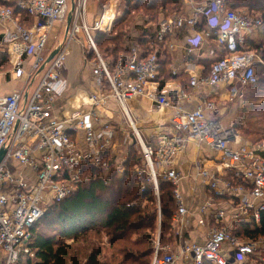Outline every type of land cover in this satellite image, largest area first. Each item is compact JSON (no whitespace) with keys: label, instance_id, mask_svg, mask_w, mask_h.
<instances>
[{"label":"built area","instance_id":"1","mask_svg":"<svg viewBox=\"0 0 264 264\" xmlns=\"http://www.w3.org/2000/svg\"><path fill=\"white\" fill-rule=\"evenodd\" d=\"M151 1L109 0L89 23L90 0H0L11 5L0 6V62L6 55L12 66L8 73L22 82L21 89L0 96V156L4 153L0 159V264L35 259L33 227L54 205L89 183L94 169L106 181L112 173L119 178L125 175L126 169L113 161L121 148L115 142L121 127L105 117L112 103L141 149L145 168L134 173L152 183L159 219V184L174 188V242L161 246L159 233L151 264H264V237L249 240L234 235L238 225L261 227L264 141L247 142L237 129L227 126L220 105L213 100L204 99L189 109L192 93L167 81L162 68L165 56L176 52L184 40L188 58L213 61L206 75L199 73L197 62H187L184 69L192 89H223L227 102L242 103L246 91L258 84L255 65H264L248 47L264 31L263 20L248 12L246 0H180L184 6L180 14L131 39L114 61L103 58L97 40L112 31L120 15L118 7ZM70 2L71 9L74 4L71 24L55 49L57 54L47 62L55 52L47 51L49 37L56 24L67 22ZM14 9L30 18L32 29L20 24ZM80 37L86 43L84 62L98 81L97 89L79 93L86 110L59 119L54 115V86L64 76L73 46L81 45ZM205 46L209 51L203 53ZM170 73L176 78L179 70L171 64ZM135 99L153 103L176 134L160 136L154 147L145 144L128 107ZM190 145L199 155L184 175L176 166ZM186 180L191 182L192 196L198 192L199 181L205 187V201L193 214L204 228V244L185 236L190 209L181 184Z\"/></svg>","mask_w":264,"mask_h":264},{"label":"trees","instance_id":"2","mask_svg":"<svg viewBox=\"0 0 264 264\" xmlns=\"http://www.w3.org/2000/svg\"><path fill=\"white\" fill-rule=\"evenodd\" d=\"M146 4L153 13L161 7L166 15L173 13V9L170 11L171 6L175 5L176 12L182 7L180 0H153ZM0 6L11 8L6 2H0ZM130 6L136 5L128 2L126 7ZM244 6L249 13L258 15L264 23V0H246ZM157 15L158 12L155 11L154 16ZM14 16L19 18L23 27L33 28L34 24L26 14L14 9ZM125 21L126 17L114 23L113 34L115 28L116 36L101 34L97 40L98 47L108 53L112 47L113 61L120 51L127 50L124 39L127 28ZM248 47L264 62V31L250 41ZM170 64V55H167L162 60L166 80L173 79L168 73ZM211 64L212 62L206 64L208 71ZM8 65V59L3 55L0 72ZM255 68L259 84L258 71L264 75V65L257 63ZM174 80L182 83L186 92H191L189 76ZM262 85L264 86V77ZM242 132L262 140L264 124L251 125L250 129ZM133 155L129 154L130 158L125 162L126 173L123 177H116L112 173L106 181L105 176L94 169L93 179L89 183L81 185L73 195L54 205L33 227L35 259H29L24 264H151L159 233L161 246L172 244L173 216L177 211L174 188L162 181L159 184V219L158 199L152 183L131 173V167L137 165L131 163L135 162ZM140 156L143 161L141 152ZM138 200L140 204L137 203ZM142 203L146 205L143 207ZM234 235L249 240L263 238L264 216L261 227L252 223L238 225Z\"/></svg>","mask_w":264,"mask_h":264},{"label":"crops","instance_id":"3","mask_svg":"<svg viewBox=\"0 0 264 264\" xmlns=\"http://www.w3.org/2000/svg\"><path fill=\"white\" fill-rule=\"evenodd\" d=\"M97 2L98 0H90L89 17H88L89 23H91L94 20V15H93L94 12L92 13L91 7L92 5L94 6L95 3ZM65 28H66V32H65V36H66L67 28H68L67 22L66 24L63 25L56 24L54 26L52 33L49 37V41L47 43V51H55V49L63 41L64 38L62 35L64 33ZM80 40H81V45L73 46L71 55L67 60L68 61L66 64L67 71L65 73V76H63L62 80L54 86L57 95V99L54 107V115L59 119H67L78 115L81 111L86 110V106H84L83 103L80 101V98L78 96L79 93H84L85 91H87L86 89H88V92H92L93 89L94 90L97 89V85H98L97 79L92 75V72L90 70L88 71L84 66L86 64L84 62V50L86 47V43L83 37H80ZM134 40H136V38H134ZM183 46H184V40H182V42H179L178 50L170 55L171 64H173L179 70V74L176 78L182 76H189L184 69L187 62H192V63L197 62L198 66L201 69V72L199 73L206 75V71H208L206 64L213 61L211 59L197 61L193 57L188 58L187 55H184ZM208 51H209V47L205 46L202 52L206 53ZM74 57H77L76 60L73 59ZM78 57L79 59H81V61H78ZM73 60L75 61V63L76 61L78 63L75 65ZM28 61H31V59H28ZM168 73H170V67L168 69ZM4 80L5 77L1 76L0 96L10 94V93L4 94L3 90H5V86H6ZM13 80H14L13 82L18 83V85L20 84V89H21L22 88L21 81L17 79H13ZM170 80L175 81L174 78ZM175 82L183 88L182 83L177 81ZM31 89L29 91L30 94H31ZM191 93H192V100L189 103L188 106L189 109H194L200 103H202L204 99H208V100H213L220 105L219 108L222 109L221 115L224 116L223 108L227 101L225 99L226 93L223 91V89H221V91H218L217 89L214 90L200 86L195 90L192 89ZM110 106H111L110 110L107 113V116L105 117L111 119V121H113L115 125L121 127L122 130V132H119L116 138H118L121 135H125L126 133L131 134L126 121L125 120L122 121L121 119L122 116L119 113V109L116 107V105H114V103H112ZM128 107L130 109L132 119L135 121L137 128H139L141 136L143 137V134L145 133L148 136V139L152 141V144H148V145L152 147L156 146L158 138L162 135L169 136L176 134V131L174 130L173 126L169 123V120L166 117H164L160 112H158L154 104L151 103L150 101L145 99L131 100L128 102ZM145 134L144 136H146ZM201 150H203L202 152L204 154L209 156V153H206L207 149L205 147H202ZM198 155L199 152L197 151L195 146L193 145L188 146L187 149L179 156L178 163L176 166L177 171L183 173L184 175L189 173L193 169L194 162L197 159ZM113 161L114 164L117 163L116 154L114 155ZM121 166L126 169L125 163ZM190 184L191 182L187 180L185 182H182L181 184L182 193L184 195V198L187 200L190 209V215L187 217V219L189 220V227L188 230H186L185 236L192 242L204 244L205 242V237L203 233L204 228L198 226V216L193 214H195V212L198 211L199 207L205 201L206 191H205V187L201 184V181H199L198 192L194 196H192L190 192ZM180 264H190V263L180 262Z\"/></svg>","mask_w":264,"mask_h":264},{"label":"rangeland","instance_id":"4","mask_svg":"<svg viewBox=\"0 0 264 264\" xmlns=\"http://www.w3.org/2000/svg\"><path fill=\"white\" fill-rule=\"evenodd\" d=\"M109 0L104 1H98L95 3V5L91 7V11L94 15V19L97 15H99L105 6V4ZM70 4V10H71V2ZM182 7H180V11H174L175 5L170 7V11L173 9V13H170L171 15H166L163 13L162 8L158 7L157 10L153 11L149 10V7L146 3L138 4L136 6H130L126 7L124 5L118 7L117 12L120 13L117 19V21H120L124 17H126L125 25L127 26L126 30L124 31V39H125V47L126 49L129 47V43L131 39H134L136 37H140L143 31L147 30H154L158 26L159 22L167 17L174 16L177 14H180L182 11V8L184 7L183 4H181ZM155 11L158 12V15L155 17ZM93 20V18H92ZM66 24V23H64ZM65 32L66 28L64 29L63 38H65ZM113 34V28L110 33H107V35ZM114 36L117 35L114 28ZM64 40V39H63ZM110 53L106 52V50L101 49L99 47L100 54L103 58H105L108 61L112 60V47L110 48ZM52 50V49H51ZM124 52L120 51L119 53ZM77 57H74L73 59L76 60ZM261 58V57H260ZM73 60L74 64L76 65L78 62ZM78 61H81L78 57ZM68 62V61H67ZM9 67H4V70L2 72V77H5L4 83L6 84L4 94L6 93H12L18 89H20V84L13 82L12 76L8 73L12 70V66L10 65V62L8 60ZM67 64V63H66ZM86 69L91 71L90 66L84 65ZM67 66H65V70L63 75L65 76V73L67 71ZM262 71V70H261ZM261 73L258 71V77H259V84L256 87H253L246 91L245 94V100L242 103H229L226 102L223 108V114L222 120L227 126H232L234 129H237L241 136L247 141L251 143H258L264 141L257 140L253 137H251L249 134L245 135L242 130H247L251 128V125H259L261 123L264 124V86L262 85V79L264 75H261ZM42 77V75L39 77V79ZM38 79V80H39ZM22 83V82H21ZM38 83V82H37ZM37 83L32 87L31 94L37 87ZM1 86V83H0ZM88 87V86H87ZM85 93L88 92V89H86ZM7 91V92H6ZM10 91V92H8ZM122 121L124 119L121 117ZM123 123V122H122ZM127 131V130H126ZM144 133V132H143ZM145 134V133H144ZM143 134V140L145 144H152V141L148 139V136H144ZM146 137V138H145ZM115 142L121 146V148H118L116 153V165H123L125 161H127L130 156L129 154H134V161H131V163H136L137 165L131 167V173H134V170L136 169H144V163L141 159L140 152L141 149L136 141V138H134L131 134L126 133L125 135H121L118 138L115 139ZM129 156V157H128ZM144 180H148L147 176H143ZM138 204H140V201H137ZM146 203H142V206L144 207ZM158 237V236H157ZM157 240L155 241L154 248L156 247Z\"/></svg>","mask_w":264,"mask_h":264},{"label":"water","instance_id":"5","mask_svg":"<svg viewBox=\"0 0 264 264\" xmlns=\"http://www.w3.org/2000/svg\"><path fill=\"white\" fill-rule=\"evenodd\" d=\"M73 11H74V4H72V9H71V12H70V14H69V16H68V20H67V27H68V28H69V26H70V24H71ZM68 28H67V29H68ZM56 54H57V51H55V52L53 53V55H52L51 57H49V59H48L47 62H50V61L52 60L53 56L56 55ZM3 156H4V153L1 154L0 159H2Z\"/></svg>","mask_w":264,"mask_h":264},{"label":"bare ground","instance_id":"6","mask_svg":"<svg viewBox=\"0 0 264 264\" xmlns=\"http://www.w3.org/2000/svg\"><path fill=\"white\" fill-rule=\"evenodd\" d=\"M138 135H139V137H141L140 133Z\"/></svg>","mask_w":264,"mask_h":264}]
</instances>
